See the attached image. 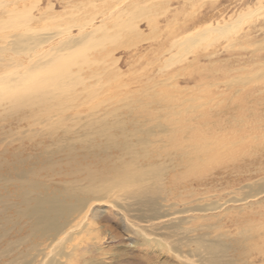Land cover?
I'll list each match as a JSON object with an SVG mask.
<instances>
[{
    "label": "rangeland",
    "instance_id": "obj_1",
    "mask_svg": "<svg viewBox=\"0 0 264 264\" xmlns=\"http://www.w3.org/2000/svg\"><path fill=\"white\" fill-rule=\"evenodd\" d=\"M134 4L140 5L130 6ZM11 9L30 14L22 16L23 25L16 30L1 27L0 37L16 32L63 33L38 51L57 47L70 35L99 31L96 43L83 48L77 62H67L75 79L83 82L77 89L84 84L103 89L100 99L115 101L109 106H122L121 99L132 96L139 102L137 112H165L177 129L168 148L158 141L164 134L151 137L161 147L160 153L167 154L182 143L210 142L214 154L197 166L174 171L169 158L160 159L168 162L170 177H176L173 185L167 184L172 188L166 204L171 205L173 217H192L183 225L189 237L224 235L232 241L244 235L248 239L240 245L243 248L231 257L237 264H264V192L256 193L264 190V0H0V19L10 16ZM116 11L125 13L120 16ZM31 15L35 20L29 19ZM0 45L8 46L3 40ZM11 54L0 61V81L20 70L8 67ZM87 55L93 69L82 65ZM20 58L28 60L25 55ZM92 70L101 73L93 77ZM98 100L88 101L81 110L91 111ZM10 121L0 118V126L8 127ZM6 137L0 135L1 140ZM213 204L219 208L211 210ZM201 206L209 210H193ZM107 208L95 221L94 233L81 236L90 244L104 243L102 253L69 264H191L183 259L185 254L189 261L199 260L190 255L196 249L190 242L174 252L181 236L173 229L149 230L154 242L145 241L128 233L118 213Z\"/></svg>",
    "mask_w": 264,
    "mask_h": 264
},
{
    "label": "bare ground",
    "instance_id": "obj_2",
    "mask_svg": "<svg viewBox=\"0 0 264 264\" xmlns=\"http://www.w3.org/2000/svg\"><path fill=\"white\" fill-rule=\"evenodd\" d=\"M11 12L10 16H2L0 28L16 30L23 25L22 16L30 14L26 10ZM118 12L120 16L125 13ZM31 16L29 19L33 20ZM96 32L70 35L59 46L44 52L38 49L62 32L56 36L16 32L0 37L10 46L0 48V61L13 53L8 67L20 69L4 75L7 79L0 81V118H11L8 127L0 126V135L7 136L0 139V145L11 140L0 147V264H69L81 258L86 260L95 252L102 253L104 243H87L84 234L94 233L95 221L105 207L118 213L132 236L154 242L149 238V230L173 229L181 236L175 242V253L188 242L196 244L190 252L199 258L196 263L189 261L186 254L178 255L191 264H237L231 254L243 248L240 245L248 239L246 236L232 241L224 235L189 237L190 231H184L183 225L192 217H173L171 205L166 204V195L172 188L167 184L173 185L176 177H170L168 162L160 159L169 158L174 171L197 166L216 150L210 142L197 146L182 143L167 154L160 153L161 147H156L157 141L151 137L164 134L158 141L168 148L177 129L171 127L176 123L166 118L165 112H137L139 102L132 100V96L121 99L122 106H109L114 100L100 99L103 89L85 84L77 89L83 82L79 78L77 81L76 73L69 68L72 61L82 57L83 48L95 42ZM21 55L28 60L21 59ZM87 56V63L82 65L93 69ZM97 72L92 70V76L98 77L101 72ZM96 100L100 101L97 107L88 112L81 110L85 103ZM15 141L18 146L14 147ZM28 142L32 144L27 148ZM213 205L211 210L219 208ZM206 207L193 210L205 212L209 210Z\"/></svg>",
    "mask_w": 264,
    "mask_h": 264
}]
</instances>
